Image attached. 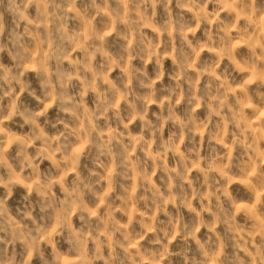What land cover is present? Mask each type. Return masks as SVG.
<instances>
[{
  "label": "rangeland",
  "instance_id": "rangeland-1",
  "mask_svg": "<svg viewBox=\"0 0 264 264\" xmlns=\"http://www.w3.org/2000/svg\"><path fill=\"white\" fill-rule=\"evenodd\" d=\"M0 264H264V0H0Z\"/></svg>",
  "mask_w": 264,
  "mask_h": 264
}]
</instances>
